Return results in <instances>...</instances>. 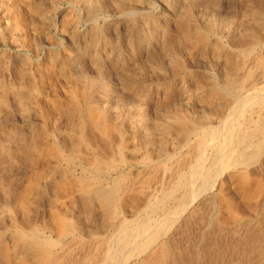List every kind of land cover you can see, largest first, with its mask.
<instances>
[{
	"label": "bare ground",
	"instance_id": "obj_1",
	"mask_svg": "<svg viewBox=\"0 0 264 264\" xmlns=\"http://www.w3.org/2000/svg\"><path fill=\"white\" fill-rule=\"evenodd\" d=\"M45 1L47 2V4H48L47 6L49 8L54 9L53 6H54V2H56L55 0H45ZM71 1L77 3L84 10L83 12H85L86 16L93 15V12H95L96 10H98L100 8H105V7L107 8V4L111 5L112 7L116 8V9H118V8L123 9L127 13L128 12L134 13V11H136V12L140 11V9L142 7V5H141L142 0H71ZM15 2H18V5L19 4H24L26 6L28 5L27 7L30 8V11H28V13L24 11L23 16L29 17V19L33 18L34 21L31 20L33 23L35 22V19H37L39 22H42V21H44L45 18H44L43 10H41V8L37 5V4H39L38 2H35L37 4L32 3V5H31V3H29V1H27V0H0V39H3L2 42L8 41L9 43L14 45L15 47H18V46L22 45V43H21V41H22V39H21L22 38V35H21L22 30H20L18 22L13 21V18H12V16H14L16 13V11H12V9H14L12 6L15 4ZM159 2H160V6H161V11L159 13L145 14V13H142V12H144L143 10L141 11L142 14L139 15L138 14L139 12L137 13L139 15V18L134 19L135 21L133 22L134 23L133 24V33H134L135 37L137 38L136 44L138 42L142 43L145 41L150 42V43L151 42L156 43L157 39L162 40V41L165 40L166 34L164 32V29L162 30L163 27L161 28V25L166 21H171V24L172 23L175 24L174 27L177 31V39H178L177 44H176V42H174L176 44V48L180 49L182 47L183 48L189 47L190 48L189 51L193 53V58H191V59H194V60H196L197 58L202 56L199 58V61H198L199 64L197 66L198 68H196V67L195 68L198 71L197 73L207 72V69H209L212 64H215L214 62H219L218 61L219 60V53H220L221 48H222V46H221L222 43L220 44L219 39L217 38V33H218V35L224 34V36H225V34L230 32L229 29L232 28L231 27L232 25H230V24L233 22L234 17L232 20H230L232 18L230 16H232V15L229 16L230 17L229 19L225 15L224 16L226 18H223V19H215V17L213 19H211L215 14L212 17L210 16V18H208L209 16L205 17V14L203 15L204 11L201 8V10L203 11V12H201V10L199 8L201 0H159ZM221 2H227L229 4L234 5L235 2H238V0H208V4L210 5V8H211V6L216 7V6L220 5ZM43 3H45V2H43ZM260 4H261V2H260ZM152 5H154V4H152ZM222 5H224V4H222ZM257 6H258V4H257ZM261 7L263 8L262 5H261ZM16 8L17 7H15V9ZM44 8L45 7H43V9ZM142 9H144V8H142ZM21 10H19V12ZM216 10H213L212 12H214ZM208 11H209V9H208ZM96 12H98V11H96ZM262 12H260V13L262 14ZM67 13L69 14L68 11H67ZM20 14H22V13L20 12ZM47 14L49 15V13H47ZM46 15H45V17H46ZM138 15H137V17H138ZM234 15H235V13H234ZM20 16H22V15H20ZM217 16H220V15L217 14ZM217 16H216V18H217ZM224 16L222 15V17H224ZM254 16H256V15H254ZM241 17H243V16H241ZM16 18H18V17L16 16ZM58 20H59V18H58ZM26 23H27V21H26ZM250 23H251V21H250ZM69 24H70V22H69ZM30 25L31 24H29V26ZM32 25H34V24H32ZM45 25H46V23H45ZM73 26H75V25H73ZM37 27H38V25H37ZM131 27H132V25H131ZM247 27L249 28V25H247ZM253 27L254 28H252V31L255 33V35H258V33H261V35L264 36V33L262 34V32H263L262 28L263 27L261 28L260 25L256 26V27L254 25ZM237 28H239V27H237ZM26 29H28V28L26 27ZM35 29H36V27H35ZM74 29L70 30V33H69L71 41H72L71 43L73 44L71 49H72V51H75V50L78 51L79 43H80L79 42V35H81V34H78L79 32L75 31ZM104 29H105V27H104ZM39 30H40V28H39ZM39 30H38V32H39ZM90 30H91V28H90ZM90 30H88V31H90ZM93 31L95 32L93 34V36L89 37L88 40L86 39L87 41H85L84 43H80V44H82V46L96 48V46H97L96 38L98 37V34L100 35V32L97 31V29L96 30L94 29ZM176 31H174V34ZM28 32L29 31H27V33ZM102 32H103V30H102ZM166 32H167V30H166ZM32 33H34V31ZM91 34H92V32H91ZM170 36H172V38H173V35H170ZM30 37L31 36L28 35V38L26 39L29 43H31V40L29 39ZM221 38H220V40H221ZM98 39H100V38H98ZM170 39H171V37H170ZM223 39H224V37H223ZM249 39H251V37ZM260 41H264V40H260ZM139 43H138V45H139ZM74 44H76V46ZM253 44H254V42H253ZM163 45L165 46V44H163ZM249 46H250V44H249ZM167 47H165V48L167 49ZM174 47L175 46H173L172 48L174 49ZM227 47H230V46H227ZM247 47L248 46H246V48ZM244 48L245 47H243V49ZM248 48L246 50H248ZM141 49H142V47H141ZM160 49H161V47H160ZM166 49H163V50L165 51ZM243 49L241 50L242 53H243ZM260 49H262V48H260ZM184 50L185 49H183V51ZM69 51H70V49H69ZM176 51H175V54H176ZM186 52H188V51H186ZM238 52L240 53V49ZM244 52H245V50H244ZM255 52H257V51L255 50ZM258 52H259V50H258ZM260 52H259V55H260ZM79 53H78V55H79ZM252 53H253V51H252ZM8 54L5 57V59L8 57ZM153 54H154V52H153ZM156 54L158 55V53H156ZM67 55H68V53H67ZM71 55H72V57H71ZM71 55H70V57L69 56L67 57L66 55H64L63 58H61L63 65L66 66L67 68L72 65V62H73L72 58L78 57L77 54H76V56L73 54H71ZM20 57H19V59H20ZM164 57L166 58V56H164ZM164 57H163V59H164ZM176 57H174V58H176ZM180 57H182V55ZM244 57H245V55H244ZM254 57L255 56L253 55L252 58H254ZM49 58L52 59L51 57H49ZM143 58H146V56H144ZM252 58H250V59H252ZM260 58L261 57H259V59ZM12 59H15V57ZM137 59H136V61H138ZM91 60H92V58H91ZM94 60H96V59H94ZM159 60L160 59L158 58V61ZM249 60L247 57V63ZM175 61H177V60H175ZM191 61H193V60H191ZM10 62H12V61H10ZM50 62H51V60H50ZM93 62L95 63V61H93ZM128 62H129V60H128ZM145 62H148L147 59ZM211 62H213V63H211ZM252 62L255 63V59H253ZM258 62H259V60H258ZM136 63L139 64V62H136ZM174 63H176L175 67L173 66L175 70H173L172 74H175V72L180 70V67H181L180 63H178V62H174ZM249 63H250V61H249ZM17 64H19V63H17ZM155 65H156V63H155ZM136 66H137V64H136ZM139 66L141 69L142 68L144 69L145 65H144V63L141 64V62H140ZM99 67H101V65ZM129 67L128 68L126 67V68L129 69ZM255 67L256 66L253 67V71H254ZM261 67H262V65H261ZM10 68H9V71L6 72V73H8V75L10 72ZM73 68H74V65H73ZM101 68H103V67H101ZM101 68H100V71L103 70V69L101 70ZM165 68H166V66H165ZM215 68H216V66H215ZM234 68H235V66H234ZM143 69H142V71H143ZM145 69H146V66H145ZM97 70H98V68H97ZM162 70H164V69L162 68ZM168 70H169V68H168ZM11 71H12V69H11ZM65 71H67V70H65ZM153 71H155V69ZM230 71H232V70H230ZM260 71L258 72L259 74H260ZM17 72L15 71L14 73H16V75H17ZM47 72H48V70H47ZM125 72H127V70H125ZM192 72H194V70ZM256 72H254V73L256 74ZM10 73H12V72H10ZM19 73H20V71H19ZM244 73H246V71ZM250 73L252 75V71ZM221 74H222V72H221ZM225 74H227V73H224V75ZM231 74H232V76L235 75L233 73H231ZM26 75H27V73L25 74V76ZM77 75H79V74L76 73L74 70L72 72H68L66 74L68 79H72V80L79 77ZM195 75H196V73H195ZM13 76H14V74H13ZM80 76H82V75H80ZM7 77H9V76H7ZM20 77H21V75H20ZM22 77L24 78V76H22ZM83 77H84V75H83ZM128 77L129 76H126V78H128ZM177 77H179V76H177ZM218 77H219V75H218ZM225 77L226 76H224V79H225ZM165 78H167V77L165 76ZM207 78L208 77H206L205 79L207 80ZM246 78H247V76H246ZM171 79H173V78H171ZM184 79H185V77H184ZM186 79H188V75H187ZM211 79H212V77H211ZM211 79H208L209 81L207 83V89L204 88L205 90H207L208 94L216 93V90L218 89V87L216 86V84L214 82L211 83V81H210ZM224 79L222 81H224ZM227 79H228V77H227ZM240 79L242 80V78H240ZM250 79H251V77H250ZM58 80H61V79L59 78ZM72 80H70V82ZM174 80H177V79H174ZM78 81H80V78ZM189 81H191V79ZM186 82H187V80H186ZM195 82H197V81H195ZM240 82L241 81L238 80V83H240ZM37 83L40 84L39 81H37ZM190 83H193V82H190ZM225 83H227L224 86V88H225L224 91L226 93L225 92H222V93L230 95L229 96L230 97V103L228 104V108L230 109V107H232V110H235V114H236L235 118H233V119H235L234 121H233V119L230 120L231 118L230 119L227 118L230 120V122L232 121V123H230V124H228L229 122H227V123L223 122L222 124H220V123L217 124L216 123L217 121L215 122L214 118H212V116H211L212 114L210 115L211 117L204 114V115H200V118H198V117L194 118V119H191L190 117L186 118V117H188V116H186L187 114L184 115L185 112H184V114H182L183 112H179L178 110L176 111L177 112L176 114L174 113L175 116H173V117H171V115H170V114H172L171 112H170V114H168V117L170 115L171 118H168L167 116H166L167 117L166 118L164 116L165 119H163V120L161 119V117H159L157 120L152 119L153 121H151L146 117L148 115L145 116L146 113L144 114V112H143V105H144L143 103H144V100L146 99L144 91L141 94L138 93L137 97L134 96L135 99L132 98L133 102L131 101L132 102L131 104L127 103L130 106H128V109L126 111H124V109L122 108L124 111V112H122L123 114L118 116V115L114 114V113H117L116 111H114V112L111 111L113 117L110 113L111 118L106 119V116L105 115L103 116V114L98 109H96L95 107L89 108L83 104L85 99L84 100L82 99L83 100V102H82L81 98H80L81 95H82V97H84L83 95H85V93H86V92H84L83 87H82L83 90L79 89V94H73V95H70L69 97L63 95L65 98L67 97L63 101H61V100L59 101L58 99H60V98L57 95L56 96L58 98L56 97V98L51 99L50 104H52V106L54 105L53 106L54 108L57 105L63 104L64 108H65V112H66L65 115L66 114H67L66 116L69 115L70 118L72 116L73 120L71 118L72 129H70V131H69V128H68V131H69L68 133L65 132V131H67V129L64 130L63 127H62V130H64L65 133H61V132L57 133V132H55L56 129L54 130V132L51 129H50V131H49V129H47L48 130V131L46 130L47 135H48L47 137L50 136L52 140L49 142L47 141L46 144H41V143L37 142L36 141L37 138L35 140L33 139V134L39 135L40 133H35V132L33 133L32 130H27L26 128H25L26 130L24 129L21 132H16L14 130L15 129L14 127H11V129L14 128V129H12L13 130L12 131L9 128H6L8 125L7 122H2V123L0 122V163L1 162H3V163L10 162V164H12V165H19V166L21 164H28V165H32V166L34 165V167H35V172L33 171L35 173L34 177L32 176L33 177L32 179L28 178L30 180L29 181L27 180L28 182L26 181L27 183L26 182H25L26 184L24 183L25 186L23 185L24 186L23 189L19 191V195L17 196V202H16L17 206L15 207L12 205L14 208L13 211H15V213H12L13 211H9L8 207H6V210H8L9 212L7 211L6 214L2 212L3 210L0 211V222L2 223L1 224L2 227L0 226V264H168L169 257H170V249H169L170 245H167L166 242H163L162 241L163 238L161 239V237L165 236L164 234L167 231H169V229L172 227L175 220L178 218V216H180L179 214H181V212H183V210L187 207V205L189 203H191L195 198H197L200 194H202V192L210 189L215 184V182H217V180H221L222 172H224V176H225L226 181L234 182L236 190L238 192V196L240 199L242 198L241 200L244 201L245 207H244V205L242 207L240 204V209H239V204L237 202V198L235 196H232V194L230 195L229 193H226L225 189H222L221 190L222 192L220 191L221 193L218 195L219 207H220L221 214L227 215L230 219L231 218L236 219L239 214H242L241 212L248 214V212H250L251 210H254L251 203L252 202L254 203V200L257 199V197L261 195L264 188L262 189V186L260 183L261 180L260 181L255 180L256 178L252 179L249 175V172L247 171L248 169H246V168L248 165H249L248 166V168H249L250 165L254 162L260 163L259 161H261V160H259V158L264 152V83L259 84L260 82L255 83L252 81V83L250 84L248 82L250 84L251 89H249L250 94L246 95V96L241 91V89L243 87L241 88L240 84H238L237 82L232 80V78H231V80L229 79ZM48 84H49V82H48ZM51 84H53V83H51ZM77 84H78V82H77ZM167 84H168V82H167ZM180 84H181V82H180ZM184 84H182V86ZM33 85L29 86V85L23 84L22 86L20 85L21 87H16V86L12 87L9 83L5 82L4 80H0V114L4 113L3 110H6V107L11 102H13L15 104V112L17 111L16 114H18V115L20 114L21 117H25L26 112H28V107L34 99L33 98V96H34L33 95V87H32ZM147 85L149 87V84H147ZM242 85H244V83ZM35 86H36V84H35ZM92 86H93V83H92ZM87 87H88V85H87ZM77 88H80V87H77ZM244 88H245V85H244ZM72 89L73 88H71V90ZM139 89H141V88H139ZM148 89L149 88H147V90ZM204 89L202 88V86L201 87H193V88L191 86H188L186 88L187 94L184 98L185 100L181 99L183 102H181L180 104L184 103V101L189 100L190 96L193 93H197V92L202 93L204 91ZM35 90H37V89H35ZM86 90H87V88H86ZM117 90H119V89H117ZM77 91H78V89H77ZM135 91L138 92L137 90H135ZM179 91L181 92V90H179ZM208 94H207V96H208ZM35 95H36V93H35ZM87 97H88V95H87ZM36 98H38V97H36ZM63 98L61 97V99H63ZM127 98H128V96H127ZM212 98H213V96H212ZM213 99H215V98H213ZM216 99H220V98L216 97ZM170 100L171 99L167 100L168 103ZM173 100H174V98H173ZM221 100H219V101H221ZM87 101H89V100H87ZM126 101H127V99H126ZM213 102H214V100H213ZM217 102L218 101H216V103ZM225 102H227V101H225ZM225 102H223V103H225ZM172 103H175V102H172ZM112 104H113V102H112ZM206 104H207V101H206ZM41 105H42V103H41ZM30 106L34 107L35 105H30ZM165 106H166V103H165ZM169 106H171V105H169ZM207 106H208V104H207ZM224 106H227V105H224ZM35 107H37V105ZM60 107H61V105L59 106V108ZM86 107H87V109H86ZM173 107H174V104H173ZM221 107H219V108H221ZM44 108H45V106H44ZM59 108H57V110ZM171 108H170V111H171ZM217 108L218 107L214 108V109H216L215 111H217ZM219 108H218V110H219ZM36 109H38V107ZM122 109H121V111H122ZM203 109H201V110H203ZM32 110H33V108H32ZM182 110H184V108ZM223 110H224V107H223ZM236 110H237V112H236ZM105 111H106V109H105ZM209 111H210V108H209ZM120 112H118V114ZM162 112L164 113L166 111H162ZM172 112H174V111H172ZM201 112H203V111H201ZM224 112H227V111H224ZM44 113H46V112H44ZM166 113L164 115H166ZM186 113H187V110H186ZM215 113H217V112H215ZM215 113H214V115H215ZM206 114H207V112H206ZM218 114H216V117ZM225 114H227V113H225ZM39 115H41V114H39ZM220 115L221 114H219V117H220ZM158 116H161V115H158ZM192 117H194V115ZM224 117H225V115H224ZM3 119H5V118H3ZM56 119H58V118H56ZM56 119H55V122H56ZM6 120H8V119H5V121ZM25 120H24V123L25 122L27 124L30 123V122H28V119H25ZM58 121H59V123H61L60 120H58ZM63 122H64V120H63ZM214 122L217 125H215ZM68 123H70V121ZM68 123H66V124H68ZM86 124L88 125V127L89 126L92 127L93 128L92 130L95 131V133H99V134L102 133V136L104 134L108 135V134H113V133L118 135L120 142L118 141L119 144H117L115 146L113 145L115 148L114 149L115 150L114 151V153H115L114 158L113 157L110 158L109 156H107V155L105 156L104 154H103L104 156H101V154L100 155L99 154H92L89 158L87 157L88 158L87 160H82L81 158L76 156L74 149H76L75 146L77 144L79 145V143L82 142V144H81L82 146H84V145L87 146V141H86L87 139L83 137V133H86V132H83ZM22 126H24V125H22ZM31 126L32 125L30 124V127ZM59 128H60V126H59ZM65 128H67V127H65ZM19 130H21V129H19ZM57 130L60 131V129H57ZM222 131L224 133L223 137L221 139L217 138L219 135H221L220 133H222ZM176 132H177V134H176ZM44 134L46 135V133H44ZM92 135H90V136H92ZM40 136H41V134H40ZM109 136L110 135H108V137ZM103 137H105V136H103ZM176 137H177V139H176ZM40 138H39V140H41ZM89 138H91V137H89ZM108 139H111V138H108ZM176 140L179 143L177 146L175 145L177 142ZM93 141H94V138H93ZM88 142H89V140H88ZM90 143H91V141H90ZM112 144H114V143H112ZM109 145H111V144H109ZM209 145L212 148V150L209 154L210 156L207 158H203V156L205 155L204 151H206L205 149ZM94 146L95 145H93V147ZM96 146H98V145H96ZM97 148H99V147H97ZM83 149L85 150V147ZM100 149H101V147H100ZM90 150H91V148L88 151H90ZM109 150H111V149H109ZM103 152H105V151H103ZM79 153H81V151ZM95 153H96V151H95ZM101 153H102V151H101ZM89 154L90 153L85 154V155L87 156ZM79 156H80V154H79ZM83 157L85 159L84 155H83ZM254 164H256V163H254ZM124 166H126V167L128 166L130 168L129 170L131 171V174L135 173L134 171H140L139 175L137 173H135L134 175H129V173L128 174L123 173L122 170L124 169L123 168ZM136 166H138L139 168ZM0 167H1V165H0ZM75 167L79 168L78 173L74 172L76 169ZM32 170H33V168H32ZM129 170H125V171H129ZM158 173H161V175L164 178H165L164 175L168 174L167 179H166L167 181L165 183L162 182L163 185L160 184L163 187L162 188L159 187L160 189L157 192L153 193V192L147 191L146 185ZM8 175H7V177H8ZM161 175H159V176H161ZM0 178H1V176H0ZM11 179H12V177H11ZM157 179H158V177H157ZM161 179H163V178L161 177ZM161 181H163V180H161ZM218 187H220V186H218ZM123 190H124V193H122V194H125L126 191L127 192L133 191L135 194H138L139 196H138V198H137V196H136V198L135 197L132 198V197H127V194H125L126 197L124 195V198H122L123 196L120 198L119 194H121V192ZM2 191H4V190H2ZM39 193L40 194L48 193L47 197L49 195L52 197H54V195L58 196V197L62 196L63 198L65 197L70 203L75 202V205H77V210H78V208H81L83 211H85V213H83V214H85V220H86L85 222L86 223L88 222L90 225H91V223H94L95 228L97 226L96 224H98L100 226L101 231H99V230L96 231L95 229H93L91 227L89 229V231L85 232V233H88L87 236H90V239L92 238L91 240L89 239V243L87 244V242L84 239H82L84 241H77L78 240L77 233H78L79 227H78V230L76 228L78 226L77 225L78 222L75 224L74 223L75 221H73L74 220L73 218H72V221L69 220L66 213H63L62 211L60 212V210L56 211L54 208V211L52 210V213H51V218H50L51 221L48 220L49 214L47 215L46 224L44 223L45 224L44 229L49 231L48 233H50V234L54 233L55 237L52 238V237H49L47 235L45 236L44 234L41 233L42 229L40 230L39 229L40 227H38L35 223H33V221H31L32 218L30 217V214L32 213V202L34 201L33 198L34 197L36 198L37 194H39ZM230 193H232V192H230ZM8 194H9V192H8ZM235 195H237V194H235ZM9 196H10V194L8 195V199H11V198H9ZM50 196H49V199L51 198ZM215 196H216V194H215ZM41 198H42V196H41ZM44 198H46V197H44ZM36 199H39V198H36ZM55 199L57 200V198H55ZM50 202L51 203H49V205L52 207V205H54V202L51 201V199H50ZM4 203L6 204V202H4ZM55 203H58V202L55 201ZM64 203H65V201H64ZM70 203H68V204L70 205ZM68 204H66V205H68ZM14 205H15V203H14ZM3 206H6V205H3ZM56 207H57V205H56ZM61 207H62V204L60 205V208ZM74 207L75 206H73L72 208H74ZM241 207H242V209H241ZM37 209L38 208H36V209L34 208L35 212L38 211ZM51 209H49V213H50ZM41 210H39V211H41ZM64 210L67 211L66 208H64ZM69 210L71 211V209H69ZM73 211L71 213H73ZM78 211H77V215H78ZM253 213H254V211H253ZM14 214L20 215V217H19L20 219L19 220L16 219L18 217L15 215L16 216V218H15ZM69 215H70V213H69ZM31 216H33V214ZM79 216H80V213H79ZM76 218L77 217H75V219ZM225 218L226 217H224V218L222 217L221 221H224ZM70 219H71V217H70ZM21 220H23V221L21 222ZM33 220H36V219H33ZM218 220L220 221V219H218ZM229 220H227V221H229ZM236 222H234V223H236ZM36 223L39 224L38 222H36ZM227 223H225V224H227ZM221 224H224V223L221 222ZM80 226H82V225H80ZM99 226H97V229ZM80 228H82V227H80ZM204 229H205V227H204ZM204 229H202V230L204 231ZM48 233H46V234H48ZM187 235H185V236H187ZM95 236L96 237L99 236L98 239H96ZM191 236L189 239H192ZM68 238L71 242L70 243L71 245H68V246L65 245L64 247L60 248V246L62 245V244L60 245V241H62V239H68ZM87 238H89V237H87ZM92 240H94L93 244L91 242ZM8 241H9V244L7 243ZM184 241H185V238H184L183 242ZM167 243H168V241H167ZM190 243H191V241H190ZM194 243H196V241H194ZM211 244H213V242ZM211 244L207 245L208 247H205V248H203V246H202V248L204 249L202 252L205 251V254H207V253L209 254V251L211 249ZM153 245H155L154 249L149 250L150 246L152 247ZM216 245H217V243H216ZM217 246H213L214 248L216 247L215 249H213V252H215L214 253L215 254V256H214L215 260L216 259L219 260L218 261L219 264H225L224 261H222V258L224 255L222 252L223 248L221 247L220 249H218L219 247L217 248ZM173 247H175V246H173ZM173 247H171V248H173ZM179 247H180V245H179ZM73 250H75L79 253H82V252L83 253L75 255ZM176 250L177 249H175V251ZM192 256H194V255H192ZM198 256L199 255L197 254L196 257H198ZM179 257H180V255H179ZM174 259H176V258H174ZM208 259H210V258H208ZM198 261H199V259H198ZM195 263H197V262H195ZM174 264H175V262H174ZM180 264H181V262H180Z\"/></svg>",
	"mask_w": 264,
	"mask_h": 264
},
{
	"label": "rangeland",
	"instance_id": "obj_2",
	"mask_svg": "<svg viewBox=\"0 0 264 264\" xmlns=\"http://www.w3.org/2000/svg\"><path fill=\"white\" fill-rule=\"evenodd\" d=\"M29 1V3H34L37 4L35 2H38L39 4H37L41 10H43L44 12V21L39 22L37 19H35V22L33 23L32 21H34V19H29V17H24V11L28 13V11H30V8L27 7L24 4H19L18 2H15V4L12 6L14 9L15 7H17L15 10L12 9V11H16L15 15L12 16L13 21L18 22L19 28L20 30H22V45L15 47L14 45H12L11 43H9L8 41H3V39H0V80H4L5 82L9 83L12 87H21L23 84L24 85H33V101L30 103V105H37L38 109H36L37 107H31L29 105L28 107V112H26L25 117H21V115L16 114L17 111L15 112V104L13 102H11L7 107L6 110H3L4 113L0 114V122H7V127L10 130L14 129L16 132H21L23 131L25 128L27 130H32L33 133H40L39 135H35L33 134V139L36 141L41 143V144H46L47 141H51V137H47V132L46 130L50 129L54 132V130L56 129L55 132L59 133H68L70 131V129H72L71 126V122L73 120L72 116V120L71 118L65 115V108L63 104L61 105V109L59 108L60 105H57L55 108L52 106L51 103V99L52 98H56L57 96L60 98L58 99L59 101H63L65 100L67 97H69L70 95L73 94H79V89L83 90L85 95H83L84 97H82L81 95V101L83 102V104L89 108L95 107L96 109H98L103 116H106L107 118H111L110 116L112 115V112L116 111L117 113H114L115 115H121L123 114L122 112L126 111L128 109V106H130L129 104H131L133 102V99H135V97L138 96V93L141 94L143 91L145 92V99L144 100V105H143V112L149 120L153 121L152 119L157 120L159 117H161V119H165V117H168V114H170V112L173 114H170L171 117L175 116V114L177 113L176 111L178 110L179 112H183L182 114H185L186 118H200V115H207V116H212V118H214V121L218 124H222L223 122H229L228 124L232 123V121L230 122V120H232L233 118H235L236 114H235V110H232V107H230V109L228 108V104L230 103V95L225 94L226 92L224 91V86L227 84L225 82H227L229 79L234 80L235 82L238 83V80L241 81L240 86H241V91L244 93V95H249L250 91V84L253 82H260L259 84H263L264 83V41H260V40H264V36L261 35V33H258V35H255V33L252 31V28H254L253 26H261V28L263 29L262 34L264 33V0H238V2H235V4H229L227 2H221L220 5L213 7L208 4V0H201L200 3V10L202 8L203 15L205 14V17L210 18V16L212 17L214 14V16L211 18L213 19L215 17V19H223L228 17V19L230 17H232L230 20L233 19V22L230 24L232 25L231 29H229L230 32H228L227 34L222 35H218L217 33V38L219 39L220 44L222 43V48L221 51L219 53V62H214L215 64H212L210 66L209 69H207V72H201V73H197L198 71L196 70V68H198V64H199V58L202 57L200 56L199 58H197L196 60L191 59L193 58V53L189 51V47L186 48H176V44H177V31L174 27V23L171 24V21H166L161 25L162 30L164 29V32L166 34V38L165 40H159V39H155L156 43H150V42H142V43H138L136 44V37L133 33V22L135 21L134 19H138L139 15L142 13L145 14H154V13H159L161 11V6H160V2L159 0H142V7L140 9V11H134V13L132 12H126L123 9H116L114 7H112L111 5L107 4V8H100L96 11L98 12H93V15L91 16H86L85 12H83L84 10L75 2L71 1V0H55L56 2H54V9L49 8L47 5V2L45 0H27ZM146 1V2H145ZM45 2V3H43ZM151 2V3H150ZM203 2V3H202ZM248 2V3H247ZM258 2V3H257ZM261 2V4H260ZM144 3V4H143ZM250 3V4H249ZM43 4V5H42ZM45 4V5H44ZM154 4V5H152ZM224 4V5H222ZM238 4V5H237ZM244 4V5H243ZM247 4V5H246ZM252 4V5H251ZM255 4V5H254ZM258 4V6H257ZM17 5V6H16ZM21 5V6H20ZM72 5V6H71ZM208 7H207V6ZM232 5V6H231ZM246 5V6H245ZM261 5L263 6V8L261 7ZM21 8H20V7ZM26 6V7H25ZM109 6V7H108ZM144 6V7H143ZM43 7H45L43 9ZM75 7V8H74ZM246 7V8H245ZM48 8V9H47ZM144 8V9H142ZM209 11H208V9ZM235 8V9H234ZM18 9V10H17ZM23 11H22V10ZM26 9V10H25ZM69 9V10H68ZM111 9V10H110ZM148 9V10H147ZM205 9V10H204ZM218 11H217V10ZM243 9V10H242ZM19 10H21L20 12L22 14H20ZM72 10V11H71ZM77 10V11H76ZM144 11L141 13V11ZM213 10H216L214 12H212ZM67 11L69 12V14L67 13ZM81 13H80V12ZM110 11V12H109ZM206 11V12H205ZM263 11V12H262ZM22 16H20L18 13ZM49 13V15L47 13ZM109 12V13H108ZM113 12V13H112ZM139 12V13H138ZM151 12V13H150ZM211 14H210V13ZM231 12V13H230ZM262 12V14L260 13ZM42 13V12H41ZM47 15H46V14ZM96 15H95V14ZM107 13V14H106ZM139 15H138V14ZM235 13V15H234ZM244 13V14H243ZM251 13V14H250ZM55 14V15H54ZM60 14V15H59ZM67 14V15H66ZM73 14V15H72ZM82 16H81V15ZM220 15V16H217ZM228 14V15H227ZM46 15V17H45ZM120 15V16H119ZM129 15V16H128ZM131 15V16H130ZM138 15V17H137ZM222 15L224 17H222ZM232 15V16H230ZM238 17H237V16ZM256 15V16H254ZM16 16L18 18H16ZM68 16V17H67ZM72 16V17H71ZM97 16V17H96ZM217 16V18H216ZM230 16V17H229ZM240 16V17H239ZM243 16V17H241ZM65 17V18H64ZM89 17V18H88ZM106 17V18H105ZM131 17V18H130ZM137 17V18H136ZM59 18V20H58ZM88 18V19H87ZM126 18V19H125ZM244 18V19H243ZM246 18V19H245ZM257 18V19H256ZM261 18V19H260ZM49 19V20H48ZM64 19V20H63ZM133 19V20H132ZM32 20V21H31ZM66 20V21H65ZM128 20V21H127ZM253 20V21H252ZM263 20V21H262ZM27 21V23H26ZM64 21V22H63ZM90 21V22H89ZM241 23H240V22ZM251 21V23H250ZM21 22V23H20ZM29 22V23H28ZM67 22V23H66ZM70 22V24H69ZM72 22V23H71ZM130 22V23H129ZM38 23V24H37ZM46 23V25H45ZM61 23V24H60ZM235 23V24H234ZM240 23V24H239ZM29 24H31L29 26ZM34 24V25H32ZM38 27H37V25ZM63 24V25H62ZM245 24V25H244ZM72 25V26H71ZM75 25V26H73ZM89 25V26H88ZM94 25V26H93ZM132 25V27H131ZM167 25V26H166ZM247 25H249V28L247 27ZM36 29H35V27ZM40 26V27H39ZM70 26V27H69ZM99 26V27H98ZM169 26V27H168ZM23 27V28H22ZM25 27V28H24ZM26 27L28 29H26ZM62 27V28H61ZM95 27V28H94ZM98 27V28H97ZM105 27V29H104ZM166 27V28H165ZM171 27V28H170ZM239 27V28H237ZM245 27V28H244ZM247 27V28H246ZM32 28V29H31ZM40 28V30H39ZM75 28V29H74ZM91 28V30H90ZM25 31H24V30ZM39 32H38V30ZM74 29L75 31L79 32V42L80 43H84L85 41H87L89 39V37L93 36V34L95 33L93 30L97 29V31L100 32V35L98 34V37L96 38L97 41V46L96 48H91V47H85L82 46V44L79 43V48L78 51H72L71 47L73 46V44L71 43V38H70V30ZM99 29V30H98ZM169 29V30H168ZM233 29V30H232ZM90 30V31H88ZM103 30V32H102ZM167 30V32H166ZM248 30V31H247ZM24 31V32H23ZM27 31H29L27 33ZM34 31V33L32 32ZM64 31V32H63ZM69 31V32H68ZM173 31V32H172ZM174 31L175 34H174ZM235 31V32H234ZM246 33H245V32ZM31 32V33H30ZM92 32V34H91ZM125 32V33H124ZM253 32V33H252ZM40 33V34H39ZM87 33V34H86ZM249 33V34H248ZM31 36L29 39L31 40V43H29L26 39L28 38V35ZM31 34V35H30ZM34 34V35H33ZM48 34V35H47ZM85 34V35H84ZM102 34V35H101ZM128 34V35H127ZM247 34V35H246ZM27 35V36H26ZM51 35V36H50ZM90 35V36H89ZM108 35V36H107ZM132 35V36H131ZM168 35V36H167ZM173 35V38L172 36ZM228 35V36H227ZM244 35V36H243ZM34 36V37H33ZM42 36V37H41ZM247 36V37H246ZM253 36V37H252ZM53 37V38H52ZM88 37V38H87ZM171 37V39H170ZM176 37V38H175ZM222 37V38H221ZM224 37V39H223ZM238 37V38H237ZM251 37V39L249 38ZM56 38V39H55ZM100 38V39H98ZM104 38V39H103ZM221 38V40H220ZM33 39V40H32ZM87 39V40H86ZM242 39V40H241ZM260 39V40H259ZM26 42H25V41ZM57 40V41H56ZM82 42H81V41ZM106 40V41H105ZM172 40V41H171ZM228 40V41H227ZM250 40V41H249ZM168 41V42H167ZM248 41V42H247ZM160 42V43H159ZM176 42V44L174 43ZM229 42V43H228ZM234 42V43H233ZM244 42V43H243ZM251 42V43H250ZM254 42V44H253ZM259 42V43H258ZM25 43V44H24ZM38 43V44H37ZM144 43V44H143ZM263 43V44H262ZM32 44V45H31ZM165 44V46L163 45ZM172 44V45H171ZM250 44V46H249ZM30 45V46H29ZM76 46V44H74ZM150 45V46H149ZM248 46V50H246V46ZM256 47H255V46ZM14 46V47H13ZM156 46V47H155ZM168 46V47H167ZM173 46L174 49L172 48ZM224 46V47H223ZM230 46V47H227ZM29 47V48H28ZM142 47V49H141ZM161 47V49H160ZM167 47V49L165 48ZM243 47H245L243 49ZM253 47V48H252ZM17 48V49H16ZM32 48V49H31ZM132 48V49H131ZM150 48V49H149ZM236 48V49H235ZM243 49V53L241 52V50ZM262 48V49H260ZM34 49V50H33ZM70 49V51H69ZM163 49H166L165 51ZM178 49V50H177ZM183 49H185L183 51ZM240 49V53L238 52ZM252 49V50H251ZM260 55H259V52ZM11 50V51H10ZM163 50V51H162ZM177 50V51H176ZM245 50V52H244ZM251 52H250V51ZM255 50L257 52H255ZM27 51V52H26ZM33 51V52H32ZM68 51V52H67ZM72 51V52H71ZM92 51V52H91ZM143 51V52H142ZM168 51V52H167ZM174 51V52H173ZM176 51V54H175ZM182 51V52H181ZM188 51V52H186ZM233 51V52H232ZM253 51V53H252ZM7 52V53H6ZM81 54H80V53ZM130 52V53H129ZM154 52V54H153ZM181 52V53H180ZM250 54H249V53ZM9 53V54H8ZM20 53V54H19ZM66 53V54H65ZM68 53V55H67ZM79 53V55H78ZM93 53V54H92ZM97 53V54H96ZM140 53V54H139ZM145 53V54H144ZM158 53V55L156 54ZM161 53V54H160ZM164 53V54H163ZM170 53V54H169ZM192 53V54H191ZM234 53V54H233ZM245 53V54H244ZM252 53V54H251ZM262 53V54H261ZM6 54V55H5ZM8 57L5 59V57ZM73 54L78 57L72 58L73 62L72 65L70 67H66L63 65L61 58H63L64 55H66L67 57ZM132 54V55H131ZM163 54V55H162ZM185 54V55H184ZM16 55V56H15ZM49 55V56H48ZM151 55V56H150ZM157 55V56H156ZM166 56V58L163 57ZM182 55V57L180 56ZM187 55V56H186ZM233 55V56H232ZM245 55V57H244ZM250 57H249V56ZM253 55L255 56L254 58ZM21 56V57H20ZM60 56V57H59ZM133 56V57H132ZM137 56V57H136ZM141 56V57H140ZM144 56H146V58H143ZM149 56V57H148ZM161 56V57H160ZM169 56V57H168ZM177 56V57H176ZM190 56V57H189ZM239 56V57H238ZM243 56V57H242ZM15 59H12L14 58ZM20 57V59H19ZM49 57H51L52 59H50ZM56 57V58H55ZM72 57V55H71ZM151 57V58H150ZM157 59H156V58ZM176 57V58H174ZM247 57L248 60L250 58L248 63H247ZM259 57H261L259 59ZM10 58V59H9ZM30 58V59H29ZM77 58V59H76ZM92 58V60H91ZM134 58V59H133ZM138 58V59H137ZM150 58V59H149ZM158 58L160 59L158 61ZM163 60H162V59ZM168 58V59H167ZM174 58V59H173ZM230 58V59H229ZM237 58V59H236ZM244 58V59H243ZM4 59V60H3ZM55 59V60H54ZM75 59V60H74ZM96 59V60H94ZM99 59V60H98ZM136 59L138 61H136ZM143 59V60H142ZM147 59L148 62H145ZM167 59V60H166ZM189 59V60H188ZM255 59V63L252 62V60ZM2 60V61H1ZM14 60V61H13ZM24 60V61H23ZM29 60V61H28ZM51 60V62H50ZM129 60V62H128ZM177 60V61H175ZM193 60V61H191ZM259 60V62H258ZM12 61V62H10ZM23 61V62H22ZM95 61V63L93 62ZM162 61V62H161ZM173 61V62H172ZM180 61V62H179ZM57 62V63H56ZM136 62H139L136 63ZM140 62L141 64L144 63V69L142 71V69L140 68ZM158 62V63H157ZM174 62H178L180 63V70L176 71L175 74L173 73L175 64ZM187 62V63H186ZM243 62V63H242ZM252 62V63H251ZM7 63V64H6ZM15 63V64H14ZM19 63V64H17ZM62 63V64H61ZM135 65H134V64ZM156 63V65H155ZM165 63V64H164ZM184 63V64H183ZM197 63V64H196ZM213 63V62H211ZM238 63V64H237ZM257 63V64H256ZM2 64V65H1ZM13 64V65H12ZM25 66H24V65ZM27 64V65H26ZM137 64V66H136ZM149 64V65H148ZM152 64V65H151ZM163 64V65H162ZM195 64V65H194ZM242 64V65H241ZM255 64V65H254ZM259 64V65H258ZM11 67H9V66ZM20 67H19V66ZM50 65V66H49ZM74 65V68H73ZM98 65V66H97ZM101 65V67H99ZM166 68H165V66ZM171 65V66H170ZM241 65V66H240ZM259 67H258V66ZM262 65V67H261ZM5 66V67H4ZM8 66V67H7ZM16 66V67H15ZM18 66V67H17ZM47 66V67H46ZM55 66V67H54ZM64 66V67H63ZM95 66V67H94ZM130 66V67H129ZM135 66V67H134ZM170 66V67H169ZM174 66V67H173ZM216 66V68H215ZM228 66V67H227ZM233 66V67H232ZM235 66V68H234ZM245 66V67H244ZM256 66L254 68L253 71V67ZM23 67V68H22ZM27 67V68H26ZM98 70H97V68ZM129 67V69L127 68ZM132 67V68H131ZM196 67V68H195ZM239 67V68H238ZM10 68V73L9 75L8 72ZM29 68V69H28ZM33 68V69H32ZM56 68V69H55ZM70 68V69H69ZM100 68L102 71H100ZM131 68V69H130ZM137 68V69H136ZM150 68V69H149ZM162 68L164 70H162ZM169 68V70H168ZM173 68V69H172ZM232 68V69H231ZM239 70H238V69ZM12 69V71H11ZM16 69V70H15ZM150 71H149V70ZM155 69V71H153ZM236 69V70H235ZM242 69V70H241ZM247 69V70H246ZM251 69V70H250ZM3 70V71H2ZM20 73H19V71ZM27 70V71H26ZM30 72H29V71ZM38 70V71H37ZM48 70V72H47ZM62 70V71H61ZM67 70V71H65ZM75 71L76 73H78L79 77H77L76 79H68V77L66 76V74L68 72H72ZM125 70H127V72H125ZM135 72H134V71ZM142 72H141V71ZM146 70V71H145ZM194 70V72H192ZM230 73H228L227 71ZM232 70V71H230ZM250 70V71H249ZM260 71V74L258 73ZM17 72L16 73L14 72ZM34 71V72H33ZM54 71V72H53ZM56 71V72H55ZM100 71V72H99ZM124 71V72H123ZM172 71V72H171ZM212 71V72H211ZM225 71V72H224ZM237 71V72H236ZM243 71V72H242ZM246 71V73H244ZM252 71V75L251 72ZM257 71V72H256ZM102 72V73H101ZM121 72V73H120ZM129 72V73H128ZM222 72V74H221ZM239 72V73H238ZM256 72V74L254 73ZM27 73V75L25 76V74ZM39 73V74H38ZM43 73V74H42ZM53 73V74H52ZM126 73V74H125ZM169 75H168V74ZM188 73V74H187ZM196 73V75H195ZM224 73H227L224 75ZM235 74L234 76H232V74ZM259 75H258V74ZM14 74V76H13ZM19 74V75H18ZM51 74V75H50ZM136 74V75H135ZM140 74V75H139ZM171 74V75H170ZM185 74V75H184ZM193 74V75H192ZM239 74V75H238ZM21 75V77H20ZM44 75V76H43ZM58 75V76H57ZM82 75V76H80ZM84 75V77H83ZM86 75V76H85ZM143 75V76H142ZM179 77H177V76ZM188 75V79L190 78L191 81H189L188 79H186ZM195 75V76H194ZM202 75V76H201ZM207 75V76H206ZM219 75V77H218ZM242 77H241V76ZM251 75V76H250ZM2 76V77H1ZM6 76V77H5ZM9 76V77H7ZM12 76V77H11ZM18 76V77H17ZM24 76V78L22 77ZM36 76V77H35ZM43 76V77H42ZM126 76H129L128 78H126ZM160 78H159V77ZM165 76L167 78H165ZM176 76V77H175ZM190 76V77H189ZM215 76V77H214ZM224 76L225 79H224ZM247 76V78H246ZM256 76V77H255ZM35 77V78H34ZM42 77V78H41ZM51 77V78H50ZM134 77V78H133ZM136 77V78H135ZM185 77V79H184ZM206 77L207 80L205 79ZM212 77V79H211ZM228 77V79H227ZM249 77V78H248ZM251 77V79H250ZM259 77V78H258ZM11 78V79H10ZM45 78V79H44ZM53 78V79H52ZM61 80H58V79ZM80 78V81H78ZM143 78V79H142ZM158 80H157V79ZM162 78V79H161ZM173 78V79H171ZM182 80H181V79ZM194 78V79H193ZM238 78V79H237ZM242 78V80L240 79ZM244 78V79H243ZM246 78V79H245ZM49 79V80H48ZM69 81H68V80ZM84 79V80H83ZM88 79V80H87ZM133 81H132V80ZM177 79V80H174ZM180 79V80H179ZM184 79V80H183ZM193 79V80H192ZM197 79V80H196ZM208 79H211V83H215L216 86L218 87V89L216 90V93L213 94H208L207 93V83H208ZM217 79V80H216ZM224 79V81H222ZM236 79V80H235ZM260 79V80H259ZM12 80V81H11ZM23 80V81H22ZM26 80V81H25ZM32 80V81H31ZM65 80V81H64ZM67 80V81H66ZM70 80H72L70 82ZM93 80V81H92ZM152 80V81H151ZM187 80V82H186ZM204 80V81H203ZM216 80V81H215ZM245 80V81H244ZM255 80V81H254ZM257 80V81H256ZM22 81V82H21ZM25 81V82H24ZM37 81H39L40 84L37 83ZM54 81V82H53ZM56 81V82H55ZM87 81V82H86ZM136 83H135V82ZM174 81V82H173ZM181 84H180V82ZM189 81V82H188ZM197 81V82H195ZM49 82V84H48ZM66 82V83H65ZM74 82V83H73ZM78 82V84H77ZM83 84H82V83ZM85 82V83H84ZM93 86H92V83ZM139 82V83H138ZM168 82V84H167ZM170 82V83H169ZM193 82V83H190ZM218 82V83H217ZM246 82V83H245ZM250 84H249V83ZM26 83V84H25ZM33 83V84H32ZM53 83V84H51ZM60 83V84H59ZM97 83V84H96ZM142 83V84H141ZM144 83V84H143ZM161 83V84H160ZM163 83V84H162ZM165 83V84H164ZM176 83V84H175ZM185 83V84H184ZM244 83V85H242ZM249 85H248V84ZM36 84V86H35ZM66 84V85H65ZM82 84V85H81ZM90 84V85H89ZM138 84V85H137ZM149 84V87L148 85ZM182 84H184L182 86ZM188 84V85H187ZM199 84V85H198ZM201 84V85H200ZM222 84V85H221ZM258 84V85H259ZM21 85V86H20ZM40 85V86H39ZM54 85V86H53ZM65 85V86H64ZM73 85V86H72ZM80 85V86H79ZM88 85V87H87ZM141 85V86H140ZM168 85V86H167ZM180 85V86H179ZM194 85V86H193ZM35 86V87H34ZM52 86V87H51ZM56 86V87H55ZM68 86V87H67ZM86 86V87H85ZM111 86V87H110ZM167 86V87H166ZM188 86L193 87H201L204 89V91L201 92H197V93H193L189 100L184 101V103L180 104L181 102H183L182 100H185V96L187 94V90L186 88ZM247 86V87H246ZM38 87V88H37ZM70 87V88H69ZM75 87V88H74ZM80 87V88H77ZM83 87V89H82ZM85 87V88H84ZM120 87V88H119ZM185 87V88H184ZM52 88V89H51ZM57 88V89H56ZM63 88V89H62ZM71 88H73L71 90ZM78 91H77V89ZM87 88V90H86ZM90 88V89H89ZM107 88V89H106ZM141 88V89H139ZM147 88H149L147 90ZM183 90H182V89ZM37 89V90H35ZM119 89V90H116ZM163 89V90H162ZM245 91H244V90ZM54 90V91H53ZM65 90V91H64ZM68 92H67V91ZM93 90V91H92ZM98 90V91H97ZM135 90H137L138 92H136ZM146 90V91H145ZM174 90V91H173ZM181 90V92L179 91ZM219 90V91H218ZM35 91V92H34ZM70 91V92H69ZM140 91V92H139ZM219 93H218V92ZM221 91V92H220ZM152 92V93H151ZM225 92V93H222ZM36 93V95H35ZM38 93V94H37ZM69 93V94H68ZM66 94V95H65ZM104 94V95H103ZM128 94V95H127ZM137 94V95H136ZM176 94V95H175ZM184 96H183V95ZM200 94V95H199ZM204 94V95H203ZM208 94V96H207ZM57 95V96H56ZM67 96L66 98L64 96ZM88 95V97H87ZM103 95V96H102ZM179 95V96H178ZM181 95V96H180ZM218 95V96H217ZM221 95V96H220ZM105 96V97H104ZM128 96V98H127ZM135 96V97H134ZM215 98L213 99L212 98ZM215 96V97H214ZM228 96V97H227ZM38 97V98H36ZM46 97V98H45ZM51 97V98H50ZM57 97V98H58ZM61 97L63 99H61ZM87 97V98H86ZM93 97V98H92ZM119 99H118V98ZM131 97V98H130ZM181 97V98H180ZM211 99H210V98ZM216 97L220 98V99H216ZM40 98V99H39ZM102 98V99H101ZM104 98V99H103ZM133 98V99H132ZM174 98V100H173ZM178 98V99H177ZM192 98V99H191ZM223 98V99H222ZM39 99V100H38ZM50 99V100H49ZM83 99V100H82ZM127 99V101H126ZM169 103L167 100H169ZM182 99V100H181ZM198 99V100H197ZM223 101H222V100ZM38 100V101H37ZM41 100V101H40ZM46 100V101H45ZM89 100V101H87ZM112 100V101H111ZM117 100V101H116ZM179 100V101H178ZM214 100V102H213ZM221 100V101H219ZM91 101V102H90ZM104 101V102H103ZM132 101V102H131ZM167 101V102H166ZM177 101V102H176ZM207 101V104H206ZM209 101V102H208ZM216 101H218L216 103ZM227 101V102H225ZM36 102V103H35ZM40 102V103H39ZM90 102V103H89ZM93 102V103H92ZM113 102V104H112ZM175 102V103H172ZM179 102V103H178ZM186 102V103H185ZM212 102V103H211ZM225 102V103H223ZM42 103V105H41ZM107 103V104H106ZM116 103V104H115ZM129 103V104H127ZM166 103V106H165ZM220 103V104H219ZM222 103V104H221ZM40 104V105H39ZM47 104V105H46ZM92 104V105H91ZM104 104V105H103ZM127 104V105H126ZM174 104V107H173ZM179 104V105H178ZM214 104V105H213ZM118 105V106H117ZM171 105V106H169ZM201 105V106H200ZM212 105V106H211ZM223 105V106H222ZM227 105V106H224ZM41 106V107H40ZM45 106V108H44ZM125 106V107H124ZM185 106V107H184ZM222 106V107H221ZM12 107V108H11ZM86 107V109H87ZM99 107V108H98ZM116 109H115V108ZM145 107V108H144ZM167 107V108H166ZM172 107V108H171ZM177 107V108H176ZM216 107H221L217 108V111H215ZM224 107V110H223ZM8 108V109H7ZM33 108V110H32ZM57 108H59L57 110ZM101 108V109H100ZM124 111H123V109ZM171 108V111H170ZM175 108V109H174ZM184 108V110H182ZM204 108V109H203ZM210 108V111H209ZM212 108V109H211ZM49 109V110H48ZM64 109V110H63ZM104 109V110H103ZM106 109V111H105ZM120 109V110H119ZM122 109V111H121ZM166 109V110H165ZM203 109V110H201ZM31 110V111H30ZM36 112H35V111ZM40 110V111H39ZM57 110V111H56ZM102 110V111H101ZM119 110V111H118ZM187 110V113H186ZM198 110V111H197ZM209 112H208V111ZM213 110V111H212ZM221 110V111H220ZM232 112H231V111ZM2 111V112H3ZM13 111V112H12ZM43 111V112H42ZM50 111V112H49ZM59 111V112H58ZM64 111V112H63ZM112 111V112H111ZM121 111V112H120ZM162 111H168L166 112H162ZM174 111V112H172ZM203 111V112H201ZM220 113H219V112ZM227 111V112H224ZM34 112V113H33ZM41 112V113H40ZM46 112V113H44ZM64 114H63V113ZM107 112V113H106ZM118 112H120L118 114ZM162 112V113H161ZM207 112V114H206ZM217 112V113H215ZM237 112V110H236ZM31 113V114H30ZM60 113V114H59ZM105 113V114H104ZM111 113V115H110ZM166 113V115H164ZM175 113V114H174ZM215 113V115H214ZM220 117H219V114ZM227 113V114H225ZM31 116H30V115ZM36 114V115H35ZM41 114V115H39ZM50 114V115H49ZM58 114V115H57ZM101 114V115H102ZM156 114V115H155ZM192 114V115H191ZM216 114L217 117H216ZM235 114V115H234ZM6 115V116H5ZM19 117H18V116ZM161 115V116H158ZM169 115L168 118H171ZM194 115V117H192ZM225 115V117H224ZM9 116V117H8ZM43 118H42V117ZM45 116V117H44ZM57 116V117H56ZM61 116V117H60ZM66 116V117H65ZM109 116V117H108ZM152 116V117H151ZM165 116V117H164ZM210 116V117H211ZM21 117V118H20ZM30 119H29V118ZM63 117V118H62ZM113 117V115H112ZM157 117V118H156ZM166 117V118H167ZM209 117V118H210ZM8 119L5 121V119ZM28 119V122H30L29 124H27L26 122L24 123V120ZM58 118V119H56ZM70 118V119H69ZM104 118V117H103ZM151 118V119H150ZM217 118V119H216ZM227 118H231L230 120ZM21 119V120H20ZM56 119V122H55ZM220 119V120H219ZM224 119V120H223ZM31 120V121H30ZM41 120V121H40ZM61 121V123H59V121ZM64 120V122H63ZM223 120V121H222ZM235 119H233L234 121ZM26 121V120H25ZM70 121V123H68ZM10 122V123H9ZM54 122V123H53ZM214 122V123H215ZM24 123V124H23ZM59 123V124H58ZM68 123V124H66ZM213 123V124H214ZM215 123V125H217ZM30 124L33 126L30 127ZM70 124V125H69ZM219 124V125H220ZM24 125V126H22ZM26 125V126H25ZM47 125V126H46ZM57 125V126H56ZM52 126V127H51ZM60 126V128H59ZM11 127H14L11 129ZM30 127V128H29ZM49 127V128H48ZM62 127L65 129H67V131L64 132V130H62ZM67 127V128H65ZM17 128V129H16ZM32 128V129H31ZM41 128V129H40ZM69 128V131H68ZM91 128V129H90ZM21 129V130H19ZM25 129V130H26ZM57 129H60L57 130ZM92 127H88V125L86 124L83 132V137L86 138L87 140V146H82V142L79 143V145L77 144L75 146L76 149H74L76 156H78L79 158H81L82 160H87L92 154H101V156H109L111 157H115V153H114V146L119 144V137L116 134H108L110 135L108 137V135L104 134L103 136H107L106 138L102 136V133H95V131L92 130ZM18 130V131H17ZM40 130V131H39ZM13 131V130H12ZM48 131V130H47ZM46 133V135L44 134ZM86 134V135H85ZM93 134V135H92ZM177 134V132H176ZM221 135H219L217 138H222L223 137V131L222 133H220ZM35 135V136H34ZM92 135V136H90ZM46 136V137H45ZM87 136V137H86ZM41 137V138H40ZM91 137V138H89ZM114 137V138H113ZM39 138L41 140H39ZM94 138V141H93ZM101 138V139H100ZM105 138V139H104ZM111 138V139H108ZM113 138V139H112ZM92 139V140H91ZM177 139V137H176ZM89 140V142H88ZM109 140V141H108ZM91 141V143H90ZM113 141V142H112ZM119 141V142H118ZM177 141V140H176ZM110 142V143H109ZM90 143V144H89ZM114 143V144H112ZM111 144V145H109ZM174 144V143H173ZM178 141L176 142V146L178 145ZM91 147H90V146ZM93 145H95L93 147ZM98 145V146H96ZM111 147H109V146ZM114 145V146H113ZM89 146V147H88ZM103 146V147H102ZM85 147V150L83 148ZM99 147V148H97ZM101 147V149H100ZM82 148V149H81ZM87 148V149H86ZM91 148L90 151H88ZM95 150H94V149ZM104 148V149H103ZM111 149V150H109ZM206 151H204V156L203 158H207L210 155V152L212 150L211 146L209 145L206 149ZM81 151V153H79ZM85 151V152H84ZM96 151V153H95ZM98 151V152H97ZM102 151V153H101ZM105 151V152H103ZM83 152V153H82ZM112 152V153H111ZM206 152V153H205ZM80 156H79V154ZM89 155H85L88 154ZM85 156V159L83 157V155ZM104 154V155H103ZM114 154V155H113ZM111 155V156H110ZM196 155V154H195ZM264 152L263 154L260 156L259 161L258 162H254L250 165V169H248L247 171L249 172V175L252 179L255 180H261V186L262 189L264 188ZM191 156V155H190ZM206 156V157H205ZM83 157V158H82ZM88 157V158H87ZM194 160V159H193ZM206 162V161H205ZM1 167H0V211L3 210L2 212L6 214V212L8 210H6V207H8L9 211H13L14 208L13 206H17L16 202H17V196L19 195V191L23 189V187L25 186V184L34 177V172H35V167L34 165H28V164H21L19 165H12L10 164V162L8 163H0ZM261 165V166H260ZM9 166V167H8ZM259 166V167H258ZM135 167V166H134ZM138 167V166H136ZM3 168V169H2ZM33 168V170H32ZM76 168V167H75ZM124 169L122 170L123 173H129V175H134L135 173H137L139 175L140 171H134L135 173L131 174V171L129 170L130 168L127 166L123 167ZM139 168V167H138ZM261 168V169H260ZM9 171H8V170ZM11 169V170H10ZM79 168L75 169V173H78ZM125 170H129V171H125ZM135 170V169H134ZM7 171V172H6ZM14 171V172H13ZM34 171V172H33ZM9 172V173H8ZM12 173V174H11ZM9 174V175H8ZM11 174V175H10ZM136 174V175H137ZM167 174V173H166ZM8 175V177H7ZM161 173H158L156 176H154V178H152L150 180V182L146 185L147 187V191L150 192H157L160 188H162L163 183L162 182H166L167 180V175H164L165 178L161 175ZM254 175V176H253ZM33 176V177H32ZM257 176V177H256ZM260 176V177H259ZM12 177V179H11ZM14 177V178H13ZM27 177V178H26ZM158 177V179H157ZM161 177L163 179H161ZM259 177V178H258ZM4 178V179H3ZM24 178V179H23ZM26 178V179H25ZM30 178V179H28ZM156 178V179H155ZM223 178V179H222ZM156 181H154V180ZM165 179V180H164ZM2 180V181H1ZM28 180V181H27ZM163 180V181H161ZM224 180V181H223ZM5 181V182H4ZM27 181V182H26ZM160 181V182H159ZM4 182V183H3ZM26 182V183H25ZM222 182V183H221ZM16 183V184H15ZM25 183V184H24ZM159 184V185H158ZM162 184V185H160ZM263 184V185H262ZM4 185V186H3ZM24 185V186H23ZM233 185V186H232ZM6 186V187H5ZM220 186V187H218ZM223 186V187H222ZM226 186V187H225ZM160 187V188H159ZM4 188V189H3ZM7 188V189H6ZM10 189V190H9ZM13 189V190H12ZM150 189V190H149ZM218 191H217V190ZM225 189L226 193H229L230 195L232 194V196H235L237 198V202L239 204V209H240V204L241 206L245 207V203L243 200H241L238 196V192L236 190L235 184L234 182H228L225 180V176H224V172H222L221 174V180H217V182H215V184L208 190H205L204 192H202V194H200L197 198H195L191 203H189L187 205V207L183 210V212H181V214H179L180 216H178V218L175 220V222L172 225V229L170 228L169 231H167L164 235L162 236L161 239L163 238V242H166L167 245H170L169 249H170V257H169V261L168 264H219V260H215V252H213V249H215L213 246H217L218 249H220L221 247L223 248L222 252H223V258L222 261H224L225 264H264V189L263 192L261 193L260 196L257 197V199L254 200V203L252 202V206L254 208V210H251L250 212L247 213H243L239 214L238 217L236 219H230L227 215L225 214H221L220 211V207H219V200H218V195L222 192L221 190ZM4 190V191H2ZM6 190V191H5ZM9 190V191H8ZM125 190V189H124ZM124 190L121 192L120 198H124V195L127 194V197H135L137 196L138 198V194H135L133 191H129V192H125ZM2 191V192H1ZM12 191V192H11ZM221 191V192H220ZM235 191V192H234ZM262 191V190H261ZM8 192L10 194L8 199ZM232 192V193H230ZM6 193V194H5ZM14 193V194H13ZM16 193V194H15ZM234 193V194H233ZM5 194V195H4ZM12 194V195H11ZM40 194V193H39ZM37 194L36 199L35 197L33 198V202H32V213L30 214V217L32 218L31 221H33V223H35L38 227H40L39 229L41 230V233L44 234L45 236H49V237H55L54 233L50 234L48 233L49 231L44 229V226L46 224V219H47V215H48V220H50L51 218V213L52 210L62 211L63 213H66V215L68 216V219L72 221V218L74 219L73 221H75L74 223L76 224L77 222V237L78 240L77 241H86L87 244L89 243V239L90 236H87L88 233H85L87 231H89V229L92 227L93 229H95L96 231L100 229V226L98 224H96L97 226L96 228L94 227V223H91V225L87 222H85V211H83L81 208H78L77 210V205H75V202H69L65 197L63 198L62 196H55L51 198V201L54 202V205H52V207L49 205L50 199L49 196L47 197L48 193H42L40 194L41 196ZM74 194V193H73ZM216 194V196H215ZM237 194V195H235ZM3 195V196H2ZM7 196V197H6ZM40 196V197H39ZM3 197V198H2ZM46 197V198H44ZM126 197V195H125ZM6 198V199H5ZM57 198V200L55 199ZM63 198V199H62ZM206 199V200H205ZM240 199V200H239ZM259 199V200H258ZM7 200V201H6ZM36 200V201H35ZM40 202H39V201ZM208 200V201H207ZM6 202V204L4 202ZM13 201V202H12ZM48 203H47V202ZM58 202V203H55ZM68 203H70V205H66ZM207 201V202H206ZM212 201V202H211ZM256 202V203H255ZM15 203V205H14ZM39 203V204H38ZM64 203V204H63ZM73 203V204H72ZM2 204V205H1ZM38 204V205H37ZM59 204V205H58ZM62 204V209L60 208V205ZM75 206L74 208H72L73 206ZM213 204V205H212ZM6 205V206H3ZM11 205V206H10ZM13 205V206H12ZM47 205V206H46ZM57 205V207H56ZM257 205V206H256ZM44 206V207H43ZM59 206V207H58ZM67 206V207H66ZM69 206V207H68ZM241 207V209H242ZM12 208V209H11ZM34 208H38L35 212ZM46 208V209H45ZM52 208V209H51ZM59 208V209H58ZM64 208H66L67 211L64 210ZM68 208V209H67ZM259 208V209H258ZM261 208V209H260ZM42 209V210H41ZM45 209V210H44ZM49 209L50 213H49ZM71 209V211L69 210ZM75 209V210H74ZM258 209V210H257ZM41 210V211H39ZM74 210V211H73ZM78 211V215H77V211ZM217 210V211H216ZM257 210V211H256ZM5 211V212H4ZM8 211V212H9ZM47 211V212H46ZM73 211V213H71ZM81 211V212H80ZM190 211V212H189ZM194 211V212H193ZM202 211V212H201ZM254 211V213H253ZM34 212V213H33ZM39 212V213H38ZM42 212V213H41ZM45 214H44V213ZM12 213H15V211H13ZM70 213V215H69ZM80 213V216H79ZM215 213V214H214ZM219 213V214H218ZM33 214V216H31ZM82 214V215H81ZM245 214V215H244ZM250 214V215H249ZM14 214V217L16 218V216L18 218L16 219H20V215H16ZM243 217H242V216ZM44 216V217H43ZM71 219H70V217ZM204 216V217H203ZM221 218H220V217ZM75 217H77L75 219ZM222 217H226L224 221L222 220ZM250 217V218H249ZM40 218V219H39ZM26 219V218H25ZM24 219V220H25ZM36 219V220H33ZM38 219V220H37ZM220 219V221L224 224H221V222L218 220ZM230 219V220H229ZM42 220V221H41ZM229 220V221H227ZM252 220V221H251ZM23 220H21L22 222ZM51 221V220H50ZM215 221V222H214ZM237 221V222H236ZM20 222V221H19ZM36 222H38L39 224H37ZM83 222V223H82ZM200 222V223H199ZM228 222V223H227ZM236 222V223H234ZM45 223V224H44ZM80 223V224H79ZM227 223V224H225ZM1 222H0V226H1ZM44 224V225H43ZM87 224V225H86ZM93 224V225H92ZM82 225V226H80ZM85 226V227H84ZM2 227V226H1ZM82 227V228H80ZM205 227V229H204ZM84 228V229H83ZM83 229V230H82ZM204 229V231L202 230ZM76 230V231H77ZM193 230V231H192ZM80 231V232H79ZM171 231V232H170ZM200 231V232H199ZM206 231V232H205ZM82 232V233H81ZM203 232V233H202ZM48 233V234H46ZM76 233V232H75ZM50 234V235H49ZM80 234V235H79ZM188 234V235H187ZM82 235V236H81ZM187 235V236H185ZM192 239H189L190 236ZM221 235V236H220ZM177 236V237H176ZM185 236V237H184ZM208 236V237H207ZM82 237V238H81ZM89 237V238H87ZM99 236H95L96 239H98ZM185 238V243L183 242L184 238ZM205 237V238H204ZM196 238V239H195ZM204 238V239H203ZM218 238V239H217ZM81 239V240H80ZM84 239V240H82ZM87 239V240H86ZM92 239V238H91ZM90 239V240H91ZM189 239V240H188ZM195 239V240H194ZM174 242H173V241ZM203 240V241H202ZM220 240V241H219ZM65 241V242H64ZM94 240H92V244ZM168 241V243H167ZM191 241V243H190ZM194 241H196V243H194ZM209 241V242H208ZM216 241V242H215ZM218 241V242H217ZM223 241V242H222ZM69 242V243H68ZM173 242V243H172ZM208 242V243H207ZM213 242V244H211ZM9 244V241L7 242ZM66 243V244H65ZM70 240L68 239H62V241H60V248L64 247L65 245H71L70 244ZM201 243V244H200ZM217 243V245H216ZM7 244V245H8ZM183 244V245H182ZM200 244V245H199ZM211 244V249L209 251V254H205V251L202 252L205 247H208L207 245ZM180 245V247H179ZM175 246V247H173ZM187 246V247H186ZM199 246V247H198ZM203 246V248H202ZM155 245H153L152 247L150 246V249H154ZM173 247V248H171ZM198 247V248H197ZM187 248V249H186ZM175 249H177L175 251ZM193 249V250H192ZM200 249V250H199ZM197 250V251H196ZM173 251V252H172ZM75 255L78 254H82L79 253L75 250H73ZM177 252V253H176ZM200 254H199V253ZM184 253V254H183ZM175 254V255H174ZM183 254V255H182ZM199 255L198 257H196V255ZM180 255V257H179ZM194 255V256H192ZM201 255V256H200ZM173 256V257H172ZM207 256V257H206ZM191 257V258H190ZM173 258V259H172ZM176 258V259H174ZM180 258V259H179ZM182 258V259H181ZM197 258V259H196ZM204 258V259H203ZM210 258V259H208ZM196 259V260H195ZM199 259V261H198ZM173 262H172V261ZM183 260V261H182ZM177 261V262H176ZM188 261V262H187ZM191 261V262H190ZM202 261V262H201ZM212 261V262H211ZM179 262V263H178ZM183 262V263H182ZM197 262V263H195ZM201 262V263H200ZM215 262V263H214ZM131 263V262H130Z\"/></svg>",
	"mask_w": 264,
	"mask_h": 264
}]
</instances>
